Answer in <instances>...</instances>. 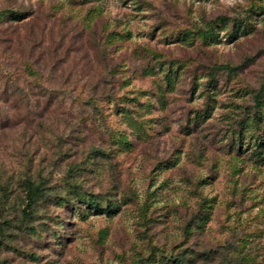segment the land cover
I'll list each match as a JSON object with an SVG mask.
<instances>
[{
  "label": "rangeland",
  "instance_id": "374dc122",
  "mask_svg": "<svg viewBox=\"0 0 264 264\" xmlns=\"http://www.w3.org/2000/svg\"><path fill=\"white\" fill-rule=\"evenodd\" d=\"M263 85L264 0H0V264H264Z\"/></svg>",
  "mask_w": 264,
  "mask_h": 264
},
{
  "label": "trees",
  "instance_id": "16d2710c",
  "mask_svg": "<svg viewBox=\"0 0 264 264\" xmlns=\"http://www.w3.org/2000/svg\"><path fill=\"white\" fill-rule=\"evenodd\" d=\"M264 92V85L261 87L259 92L256 94V100H259V98L262 96ZM42 184L40 182H35L31 179H28L26 181V198H27V203H26V208L30 209L32 208L33 204L37 201V199L42 195L43 189H42ZM90 203L95 206L97 210L100 212H112L114 210L113 205H107L105 208L101 207L99 203L91 199Z\"/></svg>",
  "mask_w": 264,
  "mask_h": 264
}]
</instances>
